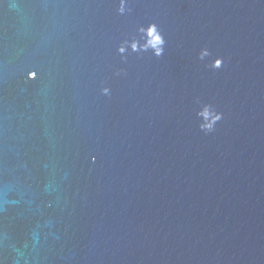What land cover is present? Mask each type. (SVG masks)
<instances>
[{
	"label": "water",
	"instance_id": "water-1",
	"mask_svg": "<svg viewBox=\"0 0 264 264\" xmlns=\"http://www.w3.org/2000/svg\"><path fill=\"white\" fill-rule=\"evenodd\" d=\"M118 7L0 0V264H264V0Z\"/></svg>",
	"mask_w": 264,
	"mask_h": 264
},
{
	"label": "clouds",
	"instance_id": "clouds-1",
	"mask_svg": "<svg viewBox=\"0 0 264 264\" xmlns=\"http://www.w3.org/2000/svg\"><path fill=\"white\" fill-rule=\"evenodd\" d=\"M117 11L122 15L131 11L128 7V0H119ZM137 31L139 33L138 36L133 35L131 39H124L118 46L117 51L121 54L123 60H127V55L125 54L129 52V49H131V52L136 53L151 51L156 57H161L164 54L167 41L157 23L152 22L147 24V26L140 25ZM198 55L199 59L203 61L205 58L211 57L212 52L208 47H203ZM223 65L224 57L216 56L214 59L210 60L207 67L215 70L220 69ZM121 71L123 70H117L116 75H120ZM36 75V71L28 73L29 78H33ZM101 91L105 95L111 94V89L107 86L103 87ZM196 103L200 105L196 111L200 130L205 133L214 131L216 124L223 119V112L218 111L211 103H201L199 98H197ZM92 160L95 161L96 157L93 156Z\"/></svg>",
	"mask_w": 264,
	"mask_h": 264
}]
</instances>
